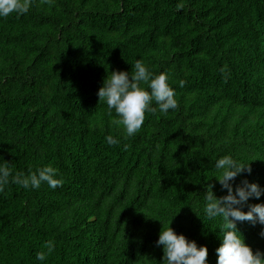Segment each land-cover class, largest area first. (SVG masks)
I'll list each match as a JSON object with an SVG mask.
<instances>
[{
  "label": "trees",
  "instance_id": "16d2710c",
  "mask_svg": "<svg viewBox=\"0 0 264 264\" xmlns=\"http://www.w3.org/2000/svg\"><path fill=\"white\" fill-rule=\"evenodd\" d=\"M137 59L169 74L178 108L146 113L127 138L97 92ZM224 155L251 168L234 189L264 187V0H32L0 19V164L12 176L51 166L63 180L0 193V264H161L169 225L216 264L222 221L203 206L210 187L227 195ZM237 227L264 252L259 224Z\"/></svg>",
  "mask_w": 264,
  "mask_h": 264
},
{
  "label": "clouds",
  "instance_id": "9594fccd",
  "mask_svg": "<svg viewBox=\"0 0 264 264\" xmlns=\"http://www.w3.org/2000/svg\"><path fill=\"white\" fill-rule=\"evenodd\" d=\"M45 3L49 7L54 6V0H45ZM31 7L32 0H0V19L12 14L25 15ZM132 67L131 75L125 71H112L97 92L99 101L106 102L109 113L114 111L116 114L117 118L112 120V124L117 128L122 126L123 134L127 138L134 137L141 130L146 113L155 114L159 111L161 115H166L169 110L178 108L175 89L169 84L167 72L154 75L139 59ZM141 83L147 85V90L140 87ZM179 86H184L183 80L179 82ZM105 141L109 146H118L121 143L112 135L106 136ZM128 147V144L123 145L125 151ZM215 169L219 172L216 180L222 190L227 191V195L217 198L210 187L205 193L203 212L210 220L220 218L222 221L219 229L221 245L215 250L216 264H264V252H253L237 227L242 222H249L253 226L259 224L261 230L258 235L264 239V203H249L250 199L260 200L264 196V187L244 179L234 189L235 179L245 171L250 175L251 168L231 155L217 159ZM10 182L25 190H37L43 184L55 190L63 184V180L58 178L57 169L51 166L12 176L10 166L5 162L0 164V193L5 191ZM245 207L247 211L243 210ZM155 243L157 247L162 246L161 264H208L207 246H198L196 241L177 234L170 225L159 232ZM44 247L46 251L36 253L38 261H45L54 251L55 244L49 240Z\"/></svg>",
  "mask_w": 264,
  "mask_h": 264
}]
</instances>
